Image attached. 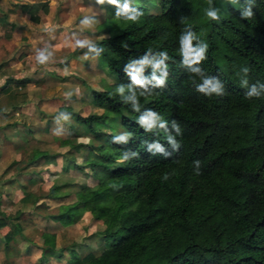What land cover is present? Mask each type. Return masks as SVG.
Here are the masks:
<instances>
[{
    "label": "trees",
    "instance_id": "16d2710c",
    "mask_svg": "<svg viewBox=\"0 0 264 264\" xmlns=\"http://www.w3.org/2000/svg\"><path fill=\"white\" fill-rule=\"evenodd\" d=\"M20 6L39 19V3ZM101 6L113 21L92 46L116 81L91 88L102 113L76 114L90 142H61L86 152L74 164L94 183L51 217L88 212L103 249L72 247L70 264H264V0ZM21 229L3 235L6 251ZM43 237L41 257H61L56 234Z\"/></svg>",
    "mask_w": 264,
    "mask_h": 264
},
{
    "label": "crops",
    "instance_id": "0c3cea01",
    "mask_svg": "<svg viewBox=\"0 0 264 264\" xmlns=\"http://www.w3.org/2000/svg\"><path fill=\"white\" fill-rule=\"evenodd\" d=\"M20 3L22 2H16V5H18L20 8L19 12L28 15V12L22 11ZM7 15L8 14L4 12L0 13V23L2 26L8 28L7 35L8 37H10L14 30H22L24 28V23L21 24L13 21L9 19ZM35 24L38 25L37 23ZM34 27L35 25H32V28ZM102 31L105 30H101V32ZM103 35H106V31L103 34H100L99 38ZM36 38L31 37L29 40H36ZM94 39L83 47H77L74 51H72V53L70 52L71 54L63 55V61H61V59L56 63L57 60L52 59L46 67L38 66L35 64L34 55L36 52L34 49V44L30 45V49L34 51L30 54L31 57H29L26 63L36 65L35 67H32L30 65L31 68H26L25 66L21 65V62H17L18 58L14 59V61H11L10 58L5 59L2 54L0 55V81H3V83L0 84V98L2 96H5V98L2 97L0 99V166H2V171L0 172V222L2 220L5 221V223L2 224L0 228L7 225L10 226L8 229L10 230L11 228L15 227L16 222L19 223L22 228V234L17 235L16 241H12L11 249L9 251H6L5 243L3 240V235L8 230L2 234L0 233V250L2 251L4 258H8V261L10 262L19 261V259H21L23 255H32L33 257H35L34 261H31L32 264H46L47 258L41 257V246L43 245L44 241L43 232L55 233L56 247H66V250L63 252V254H61V257H57L54 254L50 255V261L48 264H70L69 258L71 257V252L69 249L72 247L79 251L81 256H84L88 252L95 251L92 248L89 249V243L82 244L77 241H60L58 239L57 232L53 230L43 229L40 234V237L42 239V243L40 245V253L36 255L32 253L34 251L33 246H38V244L35 243L36 241L33 240V237L30 234L26 233L23 228L25 227V223H27L31 218L27 215L30 208H41L43 204L46 207V213H34H37L36 215L38 216L40 215L42 220L49 221L48 224L58 222L60 223V225L67 227L82 221L85 217L89 218L90 216V214L86 212L76 222L64 225L60 221L54 220L51 217V214L57 212L61 204L71 203L75 201L77 199L78 191L84 185L88 184L86 175L83 171L80 173V175L83 176L84 179L80 178L79 176L73 177L74 175L70 173L71 171H75V168L77 169L74 164V160L77 163H82L83 161L82 160L78 162L76 159L77 155L80 152L85 151H75L73 154H70L67 152L70 149V145H62V140L65 138H69L71 140L73 139L72 142H78V140L81 141V137H88V135H86L85 129L83 130L84 126H82L81 132L79 134L72 126L76 123L75 120L77 113H102L104 111V107H96V104L92 105L90 101H88V107L94 106L98 109H101V111L88 110L89 112H86L84 111V109L75 110V108L71 106L72 104L69 103L70 99L75 100L77 98H81L82 95H84L86 92L87 95H89L90 100L91 90H89V87L95 88V84H93V82L90 80L84 82V85L83 82L76 83L72 79H76L77 76H75L74 73L73 75L72 71H69L65 64H67V60L71 58L78 59L86 63L87 60L90 61L91 58L95 57L96 71H100L99 73H103L104 75L107 74L108 77H111V79L113 80L111 81L109 79V81L111 82H107L104 80L101 89L106 86H110L113 82L116 81L115 76L109 70H103L99 67V57L96 50L92 46V43L95 41ZM21 47L22 45L19 46V48ZM18 63H20L21 68L19 71L16 70L15 73L7 71L10 66L17 65ZM59 64L64 65L61 66ZM57 71H61L62 74L60 75V73H58ZM49 76H52L58 81L59 79L62 80L66 83V86L62 87L61 90H59L57 93L54 92V94L48 95L47 91L51 87L48 82ZM62 81L59 82L62 83ZM23 92L25 93V97L19 98V96ZM68 93H70V95H66ZM32 100L36 101V105L34 106V108L38 112H40L41 115H44L46 113L47 109L45 108V104H47L49 101H64L63 103L61 102L55 106L56 111L54 112L57 115L61 112L66 113L75 122L70 123L69 125L73 129V133H70L71 135H61L57 133L52 134V137L58 144V147H53V150L47 149L46 147L38 144H43L44 137L42 135L48 131H52V129L54 128L53 125L49 123L36 124V132L32 135L31 131H34V129L31 127V121L25 122L20 118L17 119L14 117L16 116V114H19L18 109L20 105L22 107L24 103L27 104V102L29 103V101ZM38 100L42 101V103L37 104ZM118 129L121 130V127H119ZM57 148L63 149L57 151ZM34 151H38L37 154L34 155ZM44 152L52 154L53 156H39L40 153ZM11 163H13L15 169H12L10 172L4 174V172H6V167H8V165H10ZM57 163L60 164V169H56V171L55 169H51L50 166H53ZM22 168L26 170V172H22ZM62 171H65L68 176H61ZM59 177H64L63 181H59ZM50 179H52L51 182L49 181ZM81 180H83V183ZM35 182H41V184L43 185L47 184L48 187H45L44 190L39 192L34 189L33 184ZM12 190L14 191L13 195ZM72 195L73 198L70 199ZM45 199L57 200L58 203L54 206H57V209L52 210L51 212L47 211L48 204L46 203ZM15 206L17 207L14 210ZM35 222L37 221H32L33 226H35ZM97 237L99 236L97 235ZM15 244L16 247H14Z\"/></svg>",
    "mask_w": 264,
    "mask_h": 264
},
{
    "label": "rangeland",
    "instance_id": "374dc122",
    "mask_svg": "<svg viewBox=\"0 0 264 264\" xmlns=\"http://www.w3.org/2000/svg\"><path fill=\"white\" fill-rule=\"evenodd\" d=\"M39 1V2H38ZM41 1V2H40ZM16 2H37L39 3L40 7L38 10L39 19L35 22L32 21L29 17V14H22L20 11V8L18 5H16ZM157 8V7H155ZM153 8L154 10H157ZM4 12L7 13V17L13 21H16L18 23H24V28L22 30H14L12 32V35L8 37L7 35V27H4L0 23V55L2 54L5 59H9L11 61H14V59L18 58L17 62H21L23 66L26 68L35 67L36 65H32L29 63H26V61L29 59L30 54L34 51L30 49V45H35L34 49L35 52L48 48L49 50H52L54 46L62 45L63 47L57 51L54 52V55L52 59L57 60L59 62L63 61V55L71 54L73 51V46H75L76 41H86L84 45H87L91 41L96 40L99 38L100 34L105 33V31H102L107 26L109 27L111 22L113 21L112 18L105 17L103 7L100 3L97 2V0H55V3H53V0H0V13ZM87 15L93 23L89 27H81L80 26V20L83 19V17ZM105 17V18H104ZM37 23L38 25H36ZM45 24H50L51 29L49 31L44 30ZM32 25H35L34 28H32ZM99 29V30H98ZM36 32V33H34ZM100 33V34H99ZM98 36V37H97ZM31 37H38L36 40H29ZM97 37V38H96ZM22 45L21 48L19 46ZM77 47H75L76 49ZM71 52V53H70ZM99 57V56H98ZM99 67L103 70H109L108 64L105 60L98 58ZM64 65V64H59ZM66 67L69 69V71H72V74L74 73L75 76H77L76 79H72L76 83L87 82V80H90L95 84V88L101 89L103 81L111 82L113 81L111 77H108L107 74L99 73L100 71H96L95 69V57L91 58L90 61L87 60L86 63H84L81 60L78 59H68L67 64H65ZM31 68V67H30ZM20 63L17 65L10 66L7 71L15 73L16 70H20ZM57 69V66H56ZM63 70V69H62ZM62 74L61 71H57ZM73 74V75H74ZM1 79V78H0ZM109 79L111 81H109ZM59 81H62L59 79ZM57 79L53 78L52 76H49L48 82L51 85V87L48 89L47 93L48 95H52L57 93L59 90H61L62 87L66 86V83L62 81L59 82ZM70 87V86H69ZM59 88V89H58ZM58 89V90H57ZM89 90H91V87H89ZM5 98V96H2ZM1 97V98H2ZM24 98L25 93L23 92L19 98ZM0 98V99H1ZM70 101V102H69ZM68 102L71 103L72 107L75 108V110H83L86 112L91 111H101V109L96 108L94 106L88 107V101L94 105L91 98L89 100V95H87V92L82 95L81 98H77L75 100L70 99ZM63 103L64 101L61 100H53L49 101L47 104H45L46 113L44 115H41L40 112H38L34 106L36 105V101H29L23 104V106L19 107L18 113L15 118H20L21 120L25 122L31 121V127L34 129L32 132L35 133L36 131V124L41 123H49L53 125L52 131H48L42 136L44 137L43 144H40L41 146L46 147L47 149H52L53 147H58V144L56 140L52 137L53 133H59L61 135H71L70 133H73V129L69 126L70 123H75L72 118L70 120L65 121L60 120L57 122L54 120L55 115H57L54 111H56L55 106L59 103ZM42 101L38 100L37 104H41ZM22 110H21V109ZM55 113V114H54ZM54 114V115H52ZM9 120V119H7ZM107 129L111 128L109 126H105ZM85 128L83 127V130ZM82 130V131H83ZM86 132V131H85ZM83 138V137H81ZM63 148L58 149L57 151L61 150ZM85 152H80L77 155V161L80 162L83 160ZM61 161V160H59ZM53 165V164H52ZM42 167V166H41ZM51 169H60V164H55L53 166H50ZM2 166H0V172L2 171ZM14 170V165L11 163L6 167V172H10L11 170ZM86 168H75V171H71L70 173L73 174V177L79 176L80 178H83V176L80 175V173ZM74 170V169H73ZM5 171V170H4ZM22 172H26L22 168ZM68 174L65 171L61 172V176H64ZM85 176V175H84ZM64 177H59V181H63ZM87 183L93 184L94 179L91 177L86 176ZM75 180V179H71ZM79 180V179H77ZM50 182L52 179L49 180ZM83 183V180H81ZM45 182V181H44ZM43 182V183H44ZM34 189L41 192L45 189L47 184L43 185L41 182H35ZM16 188V187H15ZM14 191L12 190V195ZM73 198V195L70 197V199ZM46 203L48 204L47 211L56 210L57 206L54 207L58 201L57 200H51V199H45ZM44 200V201H45ZM17 206L14 207V210ZM54 207V208H53ZM29 209V208H28ZM41 209V211H40ZM46 207L43 204L41 208H30L29 213L27 215L30 218V220L25 223L24 231L28 234H30L33 237V240H35L38 244V246H33V254H39L40 253V245L42 243V239L40 237L41 231L43 229L53 230L57 232L58 239L60 241H77L82 244L89 243V249H94L95 252H100L103 249V242H99V237H97L98 234H91V231L100 230L103 228V224L101 222H93L92 216L89 218H83L82 221L72 224L70 226L64 227L60 225V223H49V221L42 220L41 216L36 215L37 213L42 214L46 213ZM13 210V211H14ZM37 212V213H34ZM42 212V213H41ZM35 222V226H33L32 221ZM26 221V219H25ZM52 225V226H51ZM10 226H4L0 228V233H4L9 229ZM112 242V239H108L104 242V245H108ZM16 247V244L14 245ZM76 255L81 256L80 252L76 250ZM8 257V256H7ZM75 256H71L69 260L74 259ZM35 257L32 255H23L19 261L16 262H10L8 261V258L5 259L3 256L2 251L0 250V264H32L31 261H34ZM49 257L46 259V264L49 263Z\"/></svg>",
    "mask_w": 264,
    "mask_h": 264
},
{
    "label": "clouds",
    "instance_id": "9594fccd",
    "mask_svg": "<svg viewBox=\"0 0 264 264\" xmlns=\"http://www.w3.org/2000/svg\"><path fill=\"white\" fill-rule=\"evenodd\" d=\"M98 3L100 4H103L104 3V0H97ZM109 3L115 5L117 4V0H108ZM53 3H55V0H53ZM129 11V5L128 3L126 2L124 5H123V12L127 13ZM119 15V13L117 14ZM209 16L215 18V14L214 13H208ZM246 16H250L251 13L248 12V13H245ZM129 20H135L136 17L135 16H130L128 17ZM93 23V21L87 16L85 15L83 17V19L80 20V26L81 27H89L91 24ZM51 29V25L50 24H45L44 26V30L45 31H49ZM86 43V41H76V44L75 46H73V51L75 50V47H83L84 44ZM185 46L186 47H189L190 46V41L189 40H185ZM63 46L62 45H57V46H54L52 50H49L48 48H44V49H40L38 51H36L35 55H34V60H35V64L38 65V66H43V67H46L50 61L52 60V57L54 55V52L61 49ZM3 81H0V84H2ZM137 83H139V81H137ZM158 83H163V81H158ZM201 91H205L207 92L208 90L205 89V88H202ZM212 92H217L218 90L216 88H212L211 89ZM66 95H70V93L66 94ZM259 96V93L256 92V89H255V86H253V89L252 91H250L246 98L247 99H251L252 96ZM54 120H56L57 122H59L60 120H64V121H68L70 120V116L66 113H59L58 115H55L54 117ZM57 134H59L57 132ZM122 139V138H121ZM81 143H89L90 140L88 138H81ZM123 159H126V157H124ZM123 159H118V163H122L123 162ZM199 163V162H197ZM48 187V186H46Z\"/></svg>",
    "mask_w": 264,
    "mask_h": 264
}]
</instances>
